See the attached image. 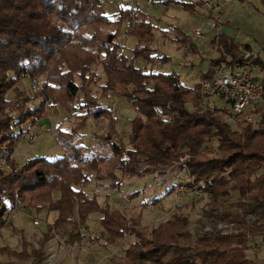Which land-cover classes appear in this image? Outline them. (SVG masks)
<instances>
[{
    "label": "trees",
    "instance_id": "16d2710c",
    "mask_svg": "<svg viewBox=\"0 0 264 264\" xmlns=\"http://www.w3.org/2000/svg\"><path fill=\"white\" fill-rule=\"evenodd\" d=\"M174 2L190 11L197 9L196 4L204 7L203 2ZM40 20L46 24L43 31L36 28ZM124 21L127 32L136 37L129 57L116 41ZM176 29V41L195 47L190 37L178 26ZM56 33L65 38L63 44L53 39ZM152 33L147 12L139 5L124 6L120 0L114 15L105 11L101 0H0V149L10 154L14 151L15 138L26 133L22 124L28 121L33 126L45 117L43 105L49 96L53 99L51 111H56L58 104L70 109L68 103L77 98L80 87L75 75L85 81L95 63H101L105 73L103 90L118 88L139 112L130 119L127 142L106 140L99 142L101 146L87 148L77 130H59L56 139L63 150L61 155L31 156L21 165L8 157L10 169L0 168V226L13 227L4 214L25 198L28 207L41 211L47 204V209L56 210L57 215L46 224L37 249L28 250L24 237L20 250L5 244L0 246V253L39 263L48 237L71 223L74 230H69L65 241L73 244L81 239V224L90 212L97 211L104 245L114 244L126 234L132 236L124 253L107 264H260L248 258L243 245L231 244L258 233L264 238V220L257 222L264 214V112L258 126L240 123L234 127L214 113L192 110L188 103L197 98L199 80L208 71L193 86H185L176 72L155 68ZM212 45L218 52L215 60H242L250 49L247 43L240 45L223 32L215 35ZM138 57L145 59L144 65L134 63ZM158 57L164 60L167 56ZM253 60L264 69V56L256 55ZM23 73L45 76L41 90L31 97L16 87ZM10 89L15 94L7 98ZM36 97L37 105L31 106L29 100ZM260 105H264V78L263 92L253 111L257 112ZM80 107L92 116L109 113L108 104L88 93ZM104 145H109V150L103 152ZM183 152L189 154L185 163L188 172L210 192L205 211L239 222L242 230L238 233L210 230L198 236L191 247L180 241L189 233L187 214L174 211L147 227L141 224L140 216L127 217L120 210L102 206L83 190L89 176L82 160L89 163L87 169L95 170L111 158L108 176L111 187L118 188L126 177L165 174ZM56 190L60 194L53 197ZM233 190L238 192L236 207L221 209L222 199ZM75 206L77 219L73 218ZM247 212L254 213L257 220H248Z\"/></svg>",
    "mask_w": 264,
    "mask_h": 264
},
{
    "label": "rangeland",
    "instance_id": "374dc122",
    "mask_svg": "<svg viewBox=\"0 0 264 264\" xmlns=\"http://www.w3.org/2000/svg\"><path fill=\"white\" fill-rule=\"evenodd\" d=\"M119 0H101L105 11L114 15L117 11ZM218 5V9L210 10L208 7H200L196 3V11L192 13L190 10L182 8L180 5L168 4L165 11V17L175 21V23L182 25L184 22L183 32L199 45V52L196 53V47H191L190 43L180 44L176 36V26L168 28V24L162 25L158 20L151 18V21L162 27L159 30L157 26L153 25L151 45L155 48V62L154 67L162 71H174L179 75V78L185 86H193L196 84L209 64L214 60L216 55L214 47L210 43L214 36L219 32H224L231 36L237 43L243 45L248 43L251 47L246 51H253L256 55L264 56V0H212ZM144 2V1H143ZM142 3V1L140 2ZM137 2L136 5H138ZM165 4V5H164ZM161 5V6H159ZM154 4V14L163 17V8L167 5L164 1L163 4ZM220 11L221 22L218 23L216 16ZM199 28L200 35L194 34L195 27ZM36 28L38 31L46 29L44 21L40 20ZM169 33L166 32V30ZM128 23L124 21L119 30L116 41L120 45V49L126 54L131 56V48L136 41V37L130 35L128 32ZM53 39L58 44H63L65 38L56 33ZM164 55L166 59H159L158 56ZM209 56V57H208ZM138 66L145 64V59L138 57L134 60ZM261 73L264 75V69L260 68ZM9 74H13L9 71ZM76 81L79 83V92L77 98L68 103V109L64 104H58L56 111H51L52 97H48L44 102L43 110L45 117L52 120L53 125L48 127V122L42 125H29L26 121L22 124L26 133L22 138H15L16 144L14 151L10 154L6 150L0 149V154H4V159L0 161L2 170L10 169V162L8 157L12 156L21 165L28 157L43 155L47 158H54L63 153L56 136L59 130L75 129L80 134L81 142L87 147L92 148L93 145L107 140L110 142H119L120 140L127 142V134L130 130V119L138 114L135 106L129 103L121 91L116 89H109L104 91L101 87L105 80V73L101 63L92 65V69L87 75L85 81H81L78 75H75ZM45 81L44 75L38 77L22 74L16 81V87L22 90L28 96H33L38 93L42 88V83ZM15 90L10 89L6 97L12 98ZM88 93L103 103L108 104L109 113L102 116H92L80 107L84 94ZM39 97L31 98L29 100L31 106L37 105ZM191 102L188 103L190 107ZM191 108V107H190ZM257 111L263 112L264 105H260ZM47 112V113H46ZM44 118V117H43ZM42 119V118H41ZM40 120V119H39ZM38 120V121H39ZM50 120V122H51ZM37 121V122H38ZM21 127V129H22ZM15 128H18L15 126ZM34 132V133H33ZM36 134L32 139V135ZM212 143L215 145L216 141ZM101 146V145H100ZM103 152L109 150V145H104ZM1 160V156H0ZM82 166L87 170L89 182L83 187L87 197L95 196L99 204L107 206L110 209L120 210L127 217L140 216L141 224L147 227L158 224L159 221L171 215L174 211H180L188 215L187 230L188 235L182 238L181 243L195 246L196 238L207 231H218L216 224L219 221H227L220 218L218 215L205 211L208 199L195 198L191 191L184 189V187L176 190L172 187L171 181L174 182L178 179L187 180L188 171L178 169L174 163L168 168L165 174H169L166 179L161 177H153L147 175L145 177L131 176L124 178L120 187H111V179L108 176V170L112 164V159H107L101 163L98 169H87L89 163L85 160L80 161ZM264 170V167L261 171ZM118 173V171H117ZM189 174V173H188ZM191 175V174H190ZM161 178V179H160ZM160 181L161 183H157ZM79 185H76L77 187ZM59 190L53 192V197H58ZM116 196L114 201H111V196ZM27 198L17 202L13 208L7 209L5 212V219L11 220L13 227L0 226V246L8 245L11 248L20 250L22 248V241L25 237L29 244L28 250L37 249L46 224L51 222L57 215L56 210H48L47 204L41 211H37L32 207H28ZM238 200V192L233 190L229 195L222 199L221 209H234L235 203ZM183 204V205H182ZM185 205V206H184ZM77 207H74L73 218L77 219ZM91 220L90 226L92 230L81 224L80 234L81 239L75 241L73 244H68L65 237L69 230L73 229V224L66 223L58 234L54 237H48L43 246L44 256L39 263L46 262V257L49 255L50 250L57 253L58 258L54 264H78L79 261L85 264H107L119 257L124 253V248L131 241L132 236L125 235L122 242H115L114 244L104 245V236L101 234V225L98 222L97 216L99 212H90ZM9 214V217H7ZM141 214V215H140ZM88 215V216H89ZM38 217L39 223H33V219ZM246 217L248 220L255 219L256 215L252 212H247ZM89 218V217H88ZM86 219V221L88 220ZM264 220V214L259 218V221ZM236 222V221H234ZM86 223V222H85ZM237 223V229L242 230V226ZM89 226V228H90ZM100 226V227H99ZM89 242V243H88ZM80 243V244H79ZM243 245L245 253L251 260L257 263L264 264V238L262 234L258 233L250 235L246 240L238 238L231 245ZM69 245L71 247H69ZM73 245L85 246V249H92L94 261H91L85 254L75 252ZM65 247L69 248L66 249ZM60 250V253L56 251ZM90 251V250H89ZM59 253V254H58ZM85 259L83 261L82 259ZM14 260L15 264H30V259H18L7 253H0V261ZM44 260V262H43ZM90 262V263H89Z\"/></svg>",
    "mask_w": 264,
    "mask_h": 264
},
{
    "label": "built area",
    "instance_id": "2783aa9c",
    "mask_svg": "<svg viewBox=\"0 0 264 264\" xmlns=\"http://www.w3.org/2000/svg\"><path fill=\"white\" fill-rule=\"evenodd\" d=\"M158 3L163 4V0H120L124 6L134 7L137 2ZM193 3L203 2L205 7L210 10L218 9V5L212 0H190ZM165 5V4H164ZM220 11L216 16L218 23L221 22ZM195 35H200L198 27L194 29ZM256 53L246 51L243 59H218L213 60L208 66V75L199 80L198 96L191 102V109L194 111L214 113L219 116L221 121L236 126L240 123H250L252 126H258L261 123V114L264 112H255L254 104L263 92L264 75L260 71V66L253 59ZM34 133V132H33ZM36 134L32 135L34 139ZM1 160L4 154H0ZM189 154L183 152L179 155L178 160L174 162V166L178 169L187 170L185 163ZM2 167V165H0ZM188 171V170H187ZM189 173V172H188ZM187 180L178 179L171 185L176 190L184 187L191 191L195 198H210V192L206 191L199 182H197L190 173ZM169 174L162 176L166 179ZM160 178V179H161ZM157 183H161L158 181ZM9 217V214H7ZM40 219L35 217L33 223H39ZM218 232L222 234L238 233L237 223L234 221H219L216 224ZM58 258L55 251L50 250L43 264H54ZM44 262V260H43ZM78 264H85L79 261Z\"/></svg>",
    "mask_w": 264,
    "mask_h": 264
},
{
    "label": "crops",
    "instance_id": "0c3cea01",
    "mask_svg": "<svg viewBox=\"0 0 264 264\" xmlns=\"http://www.w3.org/2000/svg\"><path fill=\"white\" fill-rule=\"evenodd\" d=\"M163 1H165V2H167V5L165 6V7H162L164 10H163V17H160V16H157V15H155L154 14V12H153V8H154V4L155 5H159L158 3H146V2H142V3H139L138 5H139V7H141L145 12H147V14L150 16H152V18L153 19H155L156 21L158 20L162 25H164V24H167V23H169L167 26H168V28H171V26H178L180 29H181V31L183 32V27L182 26H184L185 25V23L183 22L182 23V25H180V24H177V23H175V21H172L171 19H169V18H166L164 15H165V11L167 10V6H168V4L170 3H172V4H174V5H180L179 3H175L174 2V0H163ZM182 1H185V0H182ZM224 1V0H223ZM119 2V1H118ZM218 3V2H217ZM216 3V4H217ZM159 6H161V5H159ZM181 6V5H180ZM182 7V6H181ZM183 8V7H182ZM196 11V9L194 10V11H192V13H194ZM150 20H151V18H150ZM151 23L153 24V25H155L156 23L154 22V20L153 21H151ZM155 26H157L158 27V29L159 30H162V27L161 26H158L157 24L155 25ZM197 27V26H196ZM167 31H170V30H166V32ZM219 32H221V31H219ZM167 33H169V32H167ZM224 33V32H223ZM183 34H185V33H183ZM176 37V36H175ZM215 37V36H214ZM191 42L195 45V47H196V53L197 52H199V45H201L200 43H198L197 41H194L193 39L191 40ZM210 43L212 44V41H210ZM248 44V43H247ZM249 45V44H248ZM213 46V45H212ZM251 48V47H250ZM218 55V52L215 50V52L212 54H208L209 56L210 55ZM208 56V57H209ZM207 69L208 68H206L204 71H202L203 73L205 72V71H207ZM51 120V119H50ZM50 120H48V118L47 117H44V118H42V119H40L38 122H37V125L38 126H40V125H42L43 123H46V122H48V127H51V125H53V122H52V120H51V122H50ZM115 197L116 196H111V201L113 200L114 201V199H115ZM183 205V204H182ZM185 206V205H184ZM95 213V212H94ZM92 214L93 213H91L88 217V220L86 221V223L84 224L87 228H88V230L90 229V230H92V226H90L89 224L91 223L90 221L91 220H94V218H95V216H93V218L91 219V217H92ZM141 215V214H140ZM97 218H98V222H99V215L97 216ZM160 222V221H159ZM158 222V223H159ZM89 226H90V228H89ZM100 227V226H99ZM101 229H102V227H101ZM123 238H125V236L124 237H122V238H120V239H117V243L118 242H122V241H124L123 240ZM89 243V242H88ZM80 244V243H79ZM69 247H71L70 245H69ZM66 249H68L69 250V248H67V247H65ZM73 249H75V252L77 251V252H80V253H82V254H85L86 256H89L88 258L91 260V261H94V259H95V256H93V252H91L92 251V249H85V246L84 245H82V246H79V245H77V247L76 246H74L73 245ZM90 250V251H89ZM56 251L57 252H59L60 253V250H57L56 249ZM58 253V254H59ZM83 261H85L86 262V260L83 258L82 259ZM90 263V262H89Z\"/></svg>",
    "mask_w": 264,
    "mask_h": 264
}]
</instances>
